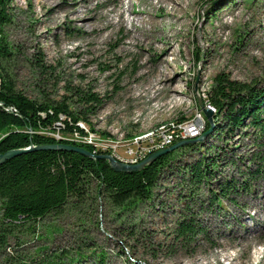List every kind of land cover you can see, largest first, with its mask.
Masks as SVG:
<instances>
[{
  "label": "rangeland",
  "instance_id": "374dc122",
  "mask_svg": "<svg viewBox=\"0 0 264 264\" xmlns=\"http://www.w3.org/2000/svg\"><path fill=\"white\" fill-rule=\"evenodd\" d=\"M9 6L4 36L12 59L1 71L15 90L71 110L94 106L87 98L96 95L101 104L83 126L99 141L116 143L120 154L123 144L160 128L198 116L204 127L193 97L206 100L217 75L264 88V0H9ZM229 148H236L231 155L217 154L216 175L240 180L238 172L259 167L264 134L235 132ZM180 154L173 167L199 156ZM182 177L163 173L153 199L127 214L92 191L60 215L15 229L0 248V264H42L47 254L65 264H100L99 254L103 264H264V180L217 203L215 183L190 199ZM184 217L204 227L206 238L174 240Z\"/></svg>",
  "mask_w": 264,
  "mask_h": 264
},
{
  "label": "trees",
  "instance_id": "16d2710c",
  "mask_svg": "<svg viewBox=\"0 0 264 264\" xmlns=\"http://www.w3.org/2000/svg\"><path fill=\"white\" fill-rule=\"evenodd\" d=\"M11 22L9 0H0V154L28 149L30 146H76L66 138L75 131L76 122H88L89 115L95 113L101 100L92 94L87 100L94 106L85 110H71L63 102L32 101L16 91L12 79L1 71L2 66L12 59V51L4 36V28ZM193 101L199 108L195 97ZM202 103L215 110L213 122L216 128L206 138L208 141L186 145L165 154L140 172L116 173L105 161L92 160L72 152L33 151L1 165L0 248L7 246V239L21 225L32 226L50 215H60L68 205L87 199L92 191L120 213L136 211L141 204L153 199L158 181L167 171L183 176L190 199L202 185L209 192L213 183L217 186V203L220 199L231 200L240 192L251 193L253 181L264 180V157L257 159L259 167L254 171L238 172L240 180L233 177L218 178L216 158L217 154L225 157L230 152L231 155L236 149L229 148L235 132L253 129L260 135L264 134V88L217 75L212 91ZM8 108L14 109V112ZM201 115L204 119V133L210 124ZM61 116L65 120L61 121ZM67 119H71V123ZM58 122L62 125L59 129L55 126ZM40 130H59L63 138L56 141L52 137L38 135L36 132ZM212 137L214 142L209 141ZM85 149L92 152L88 146ZM202 150H205L204 154H200ZM186 152H190L191 156H199L191 162L173 167L175 158ZM232 157L229 163H233ZM176 226L174 240L181 244H193L200 236L206 238L204 227L198 226L190 218H182ZM45 250L47 248L43 247L42 251ZM60 260L58 255L47 254L42 264H65ZM94 261L103 264L104 256L99 254Z\"/></svg>",
  "mask_w": 264,
  "mask_h": 264
},
{
  "label": "built area",
  "instance_id": "2783aa9c",
  "mask_svg": "<svg viewBox=\"0 0 264 264\" xmlns=\"http://www.w3.org/2000/svg\"><path fill=\"white\" fill-rule=\"evenodd\" d=\"M8 110L10 112H14V109L12 108H8ZM60 120L63 121L65 119L61 116ZM66 121L68 122V120ZM55 126L59 129L62 125L58 122ZM75 126V131L66 138L68 141L72 142L76 146H88L92 149V153L94 154H108L121 163L131 165L140 163L148 156V154L164 150L178 141L193 139V137L202 134L204 128L203 122L200 120V116H198L194 122L186 123L182 127L178 126L171 134H166L161 136V138L147 139L141 141V143H133L124 146V149H122L123 152L120 154L119 150L121 149L112 148V145H109V143L99 141L94 138L91 131H85L79 129L77 125ZM28 133L33 134L32 131H28ZM36 133L38 135L52 137L56 141L62 140L63 138L59 130H56V132L40 130Z\"/></svg>",
  "mask_w": 264,
  "mask_h": 264
},
{
  "label": "water",
  "instance_id": "95a60500",
  "mask_svg": "<svg viewBox=\"0 0 264 264\" xmlns=\"http://www.w3.org/2000/svg\"><path fill=\"white\" fill-rule=\"evenodd\" d=\"M198 103L200 107V112L203 114L204 118L210 124L209 129L206 132L202 133L198 138L178 141L172 146L148 156L144 161H142L141 163L137 165L123 164V163L117 162L111 155L93 154L82 147H78L74 145H66V144H54V145H43V146H36V147L30 146L28 149L10 150L4 154H0V166L6 163L7 161H10L11 159L21 156L23 154H26L28 152L51 151V152H72V153L79 154L83 157H86L92 160L105 161L108 163L109 167L116 173L130 174V173L140 172L144 168L152 164L154 161H156L158 158H160L161 156L168 154L172 151H175L183 146L202 142L204 139L209 137L214 132L215 126L213 123V116H214L215 110L211 108L210 106L209 107L211 109L206 108L200 100H198Z\"/></svg>",
  "mask_w": 264,
  "mask_h": 264
},
{
  "label": "bare ground",
  "instance_id": "6f19581e",
  "mask_svg": "<svg viewBox=\"0 0 264 264\" xmlns=\"http://www.w3.org/2000/svg\"><path fill=\"white\" fill-rule=\"evenodd\" d=\"M145 23H147V22H145ZM148 24V23H147ZM147 26V25H146ZM62 118L63 119H65V117H63L62 116ZM197 118L195 117V118H193L192 119V121L194 122L195 120H196ZM68 120V122H71L70 120L71 119H67ZM75 125H77L78 126V128L79 129H82V130H85V131H87V129L85 128V126H83V122L81 121H78V122H76V124ZM175 130V128L174 129H167V130H163V129H161L160 128V132L159 133H157L156 135H154L153 133H151V134H149L148 136H143V137H141V138H143V140L144 139H156V138H161V136H164V135H166V134H171L173 131ZM97 133V132H96ZM97 135V134H96ZM101 135V134H100ZM201 134H199V135H197L196 137H193V139H195V138H198L199 136H200ZM104 136V135H103ZM112 136V135H111ZM139 137V136H138ZM107 139L106 140H113V138H111L110 136H107L106 137ZM141 138H134L133 140V143H140L141 142ZM104 140V139H103ZM123 141H121V140H119V143H122ZM110 143H111V141H110ZM133 143H131V144H133ZM111 144H113L112 145V148H114V146H115V144L116 143H111ZM123 145H127V144H123Z\"/></svg>",
  "mask_w": 264,
  "mask_h": 264
}]
</instances>
